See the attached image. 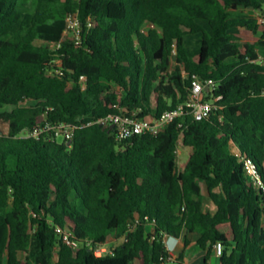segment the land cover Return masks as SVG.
<instances>
[{"label": "trees", "instance_id": "16d2710c", "mask_svg": "<svg viewBox=\"0 0 264 264\" xmlns=\"http://www.w3.org/2000/svg\"><path fill=\"white\" fill-rule=\"evenodd\" d=\"M241 9L264 21V0H0V264H184L191 247L209 264L218 242L220 264H264V190L243 163L264 182V23L238 20ZM73 12L78 45L61 42ZM194 76L221 97L201 121L188 112L123 141L98 123L158 118L188 100ZM46 121L74 127L72 139L22 136Z\"/></svg>", "mask_w": 264, "mask_h": 264}, {"label": "built area", "instance_id": "2783aa9c", "mask_svg": "<svg viewBox=\"0 0 264 264\" xmlns=\"http://www.w3.org/2000/svg\"><path fill=\"white\" fill-rule=\"evenodd\" d=\"M90 22L91 20L89 19L88 23L91 26ZM82 31L83 23L80 19L79 13H69L65 19V30L61 42L69 40L76 45L80 44ZM61 42L50 44V47L59 49L61 47ZM259 61L264 63V58L260 57ZM56 72L59 76L66 77L69 80V84L73 83V79L69 76L67 77L61 69ZM79 85L83 91L86 90L87 78L85 76H80ZM216 89L217 84L213 80H200L194 76L188 100L185 103L178 105L173 110L165 111L158 118L152 116L139 118L135 114L122 112L119 114H110L105 118L99 119L98 123H105L111 126L115 131L116 139L119 141L127 140L138 135L156 136L167 129L172 122L188 112L192 114L196 121H201L207 118L217 108L215 103L221 99V97H214ZM207 97H210L211 99L208 100ZM73 134L74 127L70 125L65 123L53 124L46 121L44 124L34 127L31 131H25L22 133V136L39 139L45 135L48 140L52 141L58 140L61 137L64 140H71ZM180 147L181 144L178 146L177 155L179 154ZM243 163L244 169L252 179L254 185L264 190V182L253 160L245 159L243 160ZM57 231L61 233V230ZM69 237V234L64 233L63 239L67 244H70ZM213 250L216 256L220 257L224 252V246L222 243L218 242L214 244ZM104 253H107L106 248L98 249L96 251L97 255H102Z\"/></svg>", "mask_w": 264, "mask_h": 264}, {"label": "rangeland", "instance_id": "374dc122", "mask_svg": "<svg viewBox=\"0 0 264 264\" xmlns=\"http://www.w3.org/2000/svg\"><path fill=\"white\" fill-rule=\"evenodd\" d=\"M29 8H30V6L28 5L27 13L30 14L32 10ZM235 17L238 20L255 21L257 23H264V21L259 18V15L255 11H252V10L241 9L235 13ZM25 24H26V21L24 18L23 21L21 22V24L18 26L17 32L21 33L26 27ZM200 24L202 26H204V28L206 30H209V26H208L207 22L200 21ZM150 28H153V26L148 25L144 28V30L148 31ZM200 38H201L200 34L187 35L185 37L186 45H187V47L191 53L197 52L199 45H200ZM259 54H260L261 58H264V49H259ZM7 132H8V126L6 124L0 122V133L6 134ZM58 140L59 141L63 140V138L61 137ZM188 157H189V152H188L187 148H184L183 146H181L179 149V154H178V168H180V169L184 168L185 164L188 161ZM202 192L205 196L204 210L207 212V211L212 209V203L208 198L207 189L205 186H202ZM120 243H121V241H115L114 238H111L109 246L111 247V246H114V244H120ZM182 249H183V244H182V242H180L176 246V248H174L170 251L175 260L177 258H179V255H180V252ZM190 250L191 251L186 255L184 264H204V256H205L204 252L202 250H200L199 248L193 249L191 247ZM98 255H100V254H98ZM209 264H220V263L218 260L211 258Z\"/></svg>", "mask_w": 264, "mask_h": 264}, {"label": "crops", "instance_id": "0c3cea01", "mask_svg": "<svg viewBox=\"0 0 264 264\" xmlns=\"http://www.w3.org/2000/svg\"><path fill=\"white\" fill-rule=\"evenodd\" d=\"M233 150H234V152H236V154H237V150H236V148H232ZM188 150V152H189V155H190V153H191V151L189 150V149H187ZM189 158V157H188ZM211 258H214V259H216V260H218L219 261V257L218 256H216V254H215V252H214V250H212V257Z\"/></svg>", "mask_w": 264, "mask_h": 264}, {"label": "water", "instance_id": "95a60500", "mask_svg": "<svg viewBox=\"0 0 264 264\" xmlns=\"http://www.w3.org/2000/svg\"><path fill=\"white\" fill-rule=\"evenodd\" d=\"M71 144V143H70Z\"/></svg>", "mask_w": 264, "mask_h": 264}]
</instances>
